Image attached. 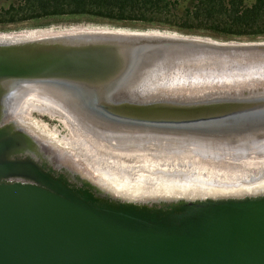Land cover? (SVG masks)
Returning <instances> with one entry per match:
<instances>
[{
  "label": "water",
  "instance_id": "95a60500",
  "mask_svg": "<svg viewBox=\"0 0 264 264\" xmlns=\"http://www.w3.org/2000/svg\"><path fill=\"white\" fill-rule=\"evenodd\" d=\"M114 32L1 42L0 100L8 81L49 79L72 85L97 113L125 125L211 137L264 123V94L190 102L135 97L174 64H232L238 50L227 44L256 42ZM28 144L21 131L0 125V264H264V194L126 201L21 157Z\"/></svg>",
  "mask_w": 264,
  "mask_h": 264
},
{
  "label": "bare ground",
  "instance_id": "6f19581e",
  "mask_svg": "<svg viewBox=\"0 0 264 264\" xmlns=\"http://www.w3.org/2000/svg\"><path fill=\"white\" fill-rule=\"evenodd\" d=\"M128 32H131V34L161 33L154 31H127V33ZM112 33H116V32L109 29H103L102 31L101 29L100 30L87 29L83 26H72L67 29H62V28L25 29L14 33H7V34L0 33V43L9 42V41L15 42V41L31 40L35 38H40L41 36L43 37L61 36V35L94 36L98 34H112ZM227 46L229 47L226 46L225 47L222 46V47L238 50L236 51L238 53H234V54L231 53V55H234L232 57H235V60L232 62L236 63L237 65L249 67V66H253L254 64L261 63L264 60V53L260 52L262 50L257 49V48H264V42L250 43L249 45L227 44ZM244 52H249V53L244 54ZM222 57L228 58V56L226 55ZM244 57L248 59H245ZM201 64H205V63L203 62L199 63V65ZM167 71L163 75L161 81L163 83L160 84L161 86H164L166 84L165 81L167 80V77L168 79L170 77L168 76ZM206 75L209 76V74ZM196 76L199 77L197 74ZM154 81L155 79L152 80V82ZM151 83L148 84L151 85ZM215 83L216 82L214 80V85ZM3 87L6 92L5 94H3L2 99L0 100V125L2 126L10 125L13 129L21 131L32 143L31 145L28 144L29 146H25L22 149V151L20 152L21 157L28 156L37 163L47 162L56 171H65L71 177H73L74 175H78L82 179L88 180L91 183L95 184L102 191L110 192L112 195L118 196L126 201L146 202L149 201V199H169V200H176L178 198L196 199V198H205L208 196L215 198L216 197L215 194L232 195L229 193L240 194V193H244L245 191L243 190L239 192L234 190V192H225L222 191L223 189L214 190L208 185L207 187L205 185V183L207 182H204L205 178L202 181V179L200 178L201 175H198V172L200 173L201 169L198 168V170H196L197 172L194 171L196 167L194 165L195 162L193 163V160L200 158V156L197 158L195 156V158H193L194 155H196L195 153L193 154V157H191L192 155L190 156V154L192 152L190 154H187L186 151H182L183 147L189 145L190 148L212 152V154L214 155L216 154V152L221 150L222 147L223 149L226 148V146L220 144L218 140L219 141L224 140L222 142L225 143L231 140L232 144L230 143L229 144L230 147L227 149H230L233 152H243L246 150L248 145L251 144L254 145L252 137L246 134L244 130L233 133L232 134L233 136L231 137H229L228 135L211 136V137L203 134L190 135V133L195 134V133H199V131L196 130L191 131L189 129L187 130V129H179V128L173 129V128H165V127L153 128L150 126L144 128L139 126L141 128L137 130L135 129V131H130L127 130V126L124 123L119 121H112L97 113L95 110L97 108L96 104L91 103L92 101L91 97L78 92L73 88L72 85L63 83V81L56 82L49 79H43V80L19 79V80H12V82L10 83L8 81L7 83L3 84ZM188 88L190 89L191 87L189 86ZM201 90L203 91V89H201L200 87V91ZM35 111L41 112L44 116H48L49 118L59 122L62 125V127L68 131V134L62 135L54 128L51 129L47 124L44 123V121L35 119L32 115V113ZM233 132H235V130ZM143 142L146 143L156 142L159 144H163V146L162 145L157 146L160 147L159 151H155L154 156L157 159L159 158L158 160L157 159L156 160L154 159L153 161L149 160L151 164H147L149 161L148 162L146 161L147 163H143V161L141 160L140 162H137L127 159L128 154H124V151L128 152L130 150L129 146H134L132 147V150L140 148L138 150L140 151L142 147L145 146ZM131 143H134L136 145H130ZM258 145H260V143ZM146 148L148 149L153 148L152 150H155L156 147L153 146ZM263 152L264 151H262V153ZM205 153L206 152L200 154H205ZM202 157L200 159H202ZM163 158H165V160ZM166 158H168V160ZM206 158H207L206 155H204L203 159ZM225 158L223 159L225 160ZM237 158L239 159V156ZM143 159L144 158H142V160ZM208 159H212V158H208ZM233 159L232 162L235 161V160L233 161ZM212 160L211 161L208 160L210 161V164L211 162L215 163L218 161V159L215 162H213ZM230 160L231 159H229V161ZM246 160H248V158ZM237 161H235V163ZM204 162L206 164V161H203V163ZM221 162H222V158H221ZM226 162H228V159L226 160ZM189 163L191 164L193 163V166H191L190 164V167L186 168L184 164H189ZM166 164L168 165L174 164L175 167L169 169L170 167H167ZM182 164L185 168H183V166H180L182 168H179L177 166ZM222 164L226 165V163L224 162ZM218 165L219 164H217L216 166L218 167ZM162 166H166L167 168ZM203 166L201 167L200 164L201 168H204ZM211 166H214V164H211ZM236 166H238V164ZM240 166L237 169H240ZM215 167L212 168L215 169ZM228 167L229 166H227V169ZM218 169L220 170V168ZM216 170L217 169H215V171ZM241 170H242L241 172L243 173V168ZM231 171L230 173H233V171L232 172ZM262 171H264V169ZM192 172H195L196 176L193 175ZM238 173L236 176H238ZM200 174H202V172ZM213 175H214L213 177L216 176L215 174ZM228 175L226 176L225 174L227 179H228ZM192 176L193 178H191ZM242 176L240 175V177ZM257 177L259 178V176ZM256 178L254 179L257 180ZM214 179L217 180V178ZM227 179L226 182L229 181ZM249 180L250 179L248 178V181ZM259 181L262 180L259 179L258 182ZM215 182L214 184L217 185L218 181L216 183ZM258 182L256 181V184L255 183L253 184L254 186L255 185L258 186L255 188H258L257 190L261 189L260 186H263L264 188V181L259 183ZM240 183L238 182V184ZM244 183H246L245 180ZM249 183L250 182H248V184ZM225 185L228 186V184ZM241 185L242 184H240L239 186L240 188L242 187ZM253 185L251 184L250 186ZM228 189L231 190V188ZM244 189H246V192L252 191L249 190L251 189V187L247 189L246 185ZM261 194L264 193H259V195ZM223 197H228V196H223Z\"/></svg>",
  "mask_w": 264,
  "mask_h": 264
},
{
  "label": "rangeland",
  "instance_id": "374dc122",
  "mask_svg": "<svg viewBox=\"0 0 264 264\" xmlns=\"http://www.w3.org/2000/svg\"><path fill=\"white\" fill-rule=\"evenodd\" d=\"M21 1L22 0H0V9L5 11V10L9 9V6H11V5L14 7H17L21 3ZM249 1H251V0H249ZM27 16H28V14L22 13L19 9L18 10L16 9V10L12 11L10 14H7V15L5 14L4 16L0 17V20H4V23L0 24V33H6V34L7 33H14V32H19V31L25 30V29H51V28L67 29V28H70L72 26H83L87 29H98V30L101 29V31L103 29H109L112 31H116V30H118V31H154V32H161V33H172V34H178V35H183V36H194V37H199V38H206V39H210V40H213L216 42H236V43H249V42L260 43V42H264V37H258L255 39L240 38V37H221V36L215 35L212 32L205 31L204 29H196L194 27H186V29L185 28L184 29H178V28H171V27L162 26V25H144V24H133V23L123 24V23H114V22L104 21V20L94 18V17H89V16L66 15V16H52V17H42V18H28ZM177 24H180V26L183 27V26L189 25L190 23H186L184 21H178ZM165 72L159 73L158 76H156L154 78L155 81L152 82L151 85L147 84V85L143 86L141 89H139L137 94L135 95V97H137L136 101L146 102L150 98H153V99H165V100H169L172 102L173 101H175V102H183V101L190 102V101L205 100V99H210V98L214 99L215 97H220V96L223 98H226V96L229 98H232V97L251 98V97H255V96L259 97V96H262L264 94V60L261 63L254 64L253 66H249V67L241 66V65H237V64H233V63L229 64L228 62L224 66H221V65L216 64V63H212V64H208V65L207 64L199 65L198 63H194V64L182 63L181 64V62H180V63L172 65L168 69L167 74L170 77H169V79L167 77V80L165 81L166 84L164 86H161L160 84L163 83L161 81H162V78H163V75ZM243 73H244V75H243ZM196 74L199 77H197ZM206 74H209V76H207ZM240 74H242V75H240ZM203 76H204V78H203ZM243 77H244V79H243ZM214 80L217 83V84L215 83V85H214ZM228 80H229V82H228ZM251 80L252 81L254 80V81L252 82ZM226 83H228V84H226ZM236 83H237V85H236ZM189 86L191 87L190 89L188 88ZM200 87H201V89H203V91L202 90L200 91ZM205 87H206V89H205ZM186 89H188V90H186ZM178 91H180V92H178ZM191 91H193V92H191ZM144 98H146L147 100H143ZM32 115L35 119H39L41 121H44V123L47 124L51 129L54 128L60 134H62V135L68 134V131L66 129H64L59 122H57L54 119L49 118L48 116H44L41 112L35 111L32 113ZM126 126H127V130H130V131H135V129L137 130V129L141 128V127L136 126V125H126ZM247 129H249V130H247L245 132L250 137H252L254 145H252V144L248 145L246 150L243 152H233L230 149H227L230 147L229 144L231 143V140H229L226 143L222 142L224 140H221V141L218 140V142H220V144L225 145L226 148L223 149V147H222L221 150L216 152V154H214V155L212 154V152H207V151H202V150L190 148L189 145L183 147L184 149L182 148V151H186L187 154H190L192 152L190 154V156L192 155L191 157H193V154L195 153L196 155H194L193 158H195V156H196V158L199 156L201 158L203 155L202 159L197 158L198 161H197V159H194L193 163L194 162L196 163V161H197L196 164L194 163L195 167L197 168V169L195 168L194 171L198 170V168L201 169L200 173L202 172V174H200L198 172V175H201L200 178L202 179V181L204 180V178H205V180L207 179L206 181L204 180V182L208 183V184L205 183L206 186L208 185L209 187H211L214 190H217V189L222 190L223 189L222 191H225V192H234V190L241 192V191L245 190L244 193H240V194L239 193H236V194L229 193L232 195L215 194L216 197L243 196V195H249V194L258 195L259 193H264L263 186H260L261 189L257 190L258 188H255V187H258V186L253 185L254 183L256 184V181L258 182L259 179L264 181L263 180L264 179V175H263L264 171H262L264 169V154H263L264 152L262 153V151H264V123L261 125H255V126L252 125L251 128L248 127ZM233 133L234 132H230V133L227 132L225 134V136L228 135L229 137H231V136H233L232 135ZM259 143H260V145H258ZM143 144L145 146H143L140 151H138L140 148L135 149L136 150L135 151V150H132V147H134V146H129L130 150L128 152L124 151V154H128L127 159L132 160V161H137V162H140V160H141V161H143V163H147L149 160H151V161H153L154 159L156 160L157 158L154 156L155 151L160 150L159 149L160 147H157V146L158 145L163 146V144H159L156 142H147V143L143 142ZM130 145H136V144L131 143ZM153 146L156 147L155 150H152L153 148L152 149L146 148V147H153ZM180 151H181V149H180ZM204 152H206V153L200 154V153H204ZM209 153H211V154H209ZM257 154H259V155H257ZM204 155H206V157H207L206 159H203ZM137 156L138 157L140 156V157L138 158ZM238 156H239V159L237 158ZM225 157L226 158L228 157L227 158L228 162H226L227 159ZM142 158H144V159L142 160ZM208 158H212L215 160L208 159ZM221 158H222V162H221ZM223 158H225V160ZM233 158H235V159H233ZM245 158L246 159L248 158V160H246ZM163 159L165 160V158H163ZM166 159L168 160V158H166ZM217 159H218V161H217ZM229 159H231V160L229 161ZM232 159H233V161L234 160L235 161L239 160V161H237L235 163V161L232 162ZM241 159L243 162L241 161ZM208 160H210V161L212 160L213 162L217 161V162H215V163L211 162V164H214V166H211L210 161H208ZM203 161H206V164H205V162L203 163ZM223 162L226 163V165L222 164ZM193 163L192 164L191 163L184 164V166L186 168H188V167H190V164H191V166H193ZM240 163H242V164H240ZM147 164H151V162L149 161ZM200 164H201V167L204 164L207 167L204 165L203 166L204 168H201ZM208 164H210V165H208ZM217 164H219L218 167L216 166ZM237 164H238V166H236ZM244 164H246V165H244ZM260 164H262V165H260ZM170 165L166 164L167 167H170L169 169L175 167L174 164H172L171 166ZM240 165L243 168V173L241 172L242 168ZM166 166H162V167H166ZM177 166L179 168H182L180 166H183V164L177 165ZM184 166H183V168H185ZM210 166H211V169H210ZM227 166H229L228 169H227ZM234 166H235V168H234ZM239 166H240V169H237V168H239ZM212 167H215V169H217L218 171L217 170L215 171V169ZM218 168H220V170ZM206 169H207V172H206ZM213 169H214V171H213ZM221 170H223V171H221ZM231 170L233 171L234 175H233V173H230ZM246 170H247V172H246ZM248 170H250V171H248ZM254 171H255V173H254ZM212 172H213V174L216 175L215 177H213L214 175L212 174ZM192 173H193V175L196 176L195 172H192ZM237 173H238V176H236ZM225 174H226V176L229 174L228 179L225 176ZM230 175H232L234 177V179ZM240 175L241 176L243 175V176L240 177ZM205 176H207L209 178H207ZM257 176H259V178ZM261 176H263V177H261ZM191 178H193V176ZM214 178H217V180ZM248 178L250 179L249 181H248ZM254 178H256L257 180H255ZM226 179L229 181L226 182ZM215 180H216V182L218 181L217 185H219V184L220 185L222 184V185L217 186L216 184H214ZM244 180L246 181V183H244ZM253 180H255V181H253ZM233 181H234V183H233ZM262 181H259V182H262ZM222 182L223 183L226 182L225 184H228V186H226ZM228 182H230V183H228ZM238 182L239 183L241 182L240 184H242L241 185L242 189L239 187L240 184H238ZM248 182H250V183L248 184ZM230 184H232V185H230ZM251 184L254 187L250 186ZM236 185L239 187V189ZM245 185H246L247 189H249V187H251V189H249V190H252V191H249L251 193L246 192V189H244ZM248 185H249V187H248ZM228 188H231V190ZM253 189H254V191H253ZM208 197H211V196H208Z\"/></svg>",
  "mask_w": 264,
  "mask_h": 264
},
{
  "label": "trees",
  "instance_id": "16d2710c",
  "mask_svg": "<svg viewBox=\"0 0 264 264\" xmlns=\"http://www.w3.org/2000/svg\"><path fill=\"white\" fill-rule=\"evenodd\" d=\"M16 9L28 18L89 16L123 24L194 27L221 37H264V0H22L17 7L0 9V17ZM178 21L190 24L181 27Z\"/></svg>",
  "mask_w": 264,
  "mask_h": 264
}]
</instances>
